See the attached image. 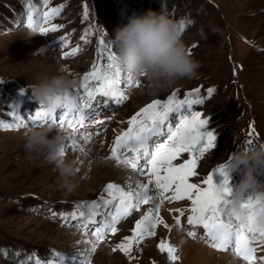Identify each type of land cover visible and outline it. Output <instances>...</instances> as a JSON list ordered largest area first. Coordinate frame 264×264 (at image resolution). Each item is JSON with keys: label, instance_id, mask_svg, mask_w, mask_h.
<instances>
[{"label": "rangeland", "instance_id": "rangeland-1", "mask_svg": "<svg viewBox=\"0 0 264 264\" xmlns=\"http://www.w3.org/2000/svg\"><path fill=\"white\" fill-rule=\"evenodd\" d=\"M148 1H138V4L143 5ZM175 1L178 6L176 14L180 17L178 23H185V30L182 31L184 42L188 48H192L193 56L202 65L200 76L192 81L181 82L160 95H150L144 88L138 89L132 93L131 100L122 110L130 113L150 99L165 96L172 90H178L179 98H183V93L201 88L205 102L194 106L193 110L202 112L204 118L209 120L207 130L216 134L217 142L216 147L201 160L199 175L192 181L200 182L215 167L229 161L233 153L246 148L250 125L256 129L253 145L264 143V0H187L196 15V20L190 22L188 20L193 16L188 18V7H182L187 6V3ZM28 3L40 13L46 11L43 0H0V81L3 82L0 83V120L5 123L15 122L9 113L13 106L17 108L19 96L34 99L31 97V84L38 76L55 74L59 65H63L68 73L74 74L79 80L87 72L75 57L63 58L65 49L61 37H69V33L75 34V30L82 27L92 28L94 20L101 14L108 19L106 24L115 36L116 29L124 26L119 20L134 15L128 10L126 0H49L47 8L59 7L61 4L65 6L61 15L53 21L63 28L55 33L41 35L26 26ZM166 3L173 4L170 0H155L153 7L140 9L136 14L143 15L149 10L165 14L167 11L174 12L171 6L165 8ZM84 5L89 6L87 20L83 18ZM207 7L210 16L199 18V14L206 16ZM91 8L94 9L93 13ZM70 45L75 47L78 43L70 39ZM95 47L89 48L88 55L95 52ZM210 87L217 91L212 97H207L206 90ZM22 90L25 91L23 95ZM35 104L38 105L37 102ZM23 115L26 116L25 112ZM26 123L30 124L29 118ZM29 129L33 127L0 130V264H22L23 257L28 255L26 251L32 249L37 250L43 260L50 258L51 250L69 255L67 257H76L77 260L82 248V253L90 258L86 251L88 244L84 246V243H77L82 241L83 238L79 236L84 234L52 218L49 209L57 213L71 212L77 203L87 204L97 200L107 183L93 184L90 178L91 154L84 149L83 153L78 151L76 161L80 167L78 186L71 193L58 189L57 172L52 164L33 163L26 159L23 137ZM52 131L64 135L62 128H52ZM94 142L98 147H93L91 152L100 155L103 153L98 150L100 141H92L93 146ZM80 143L77 140V145ZM72 153L71 148L66 147L69 159ZM117 166L112 176L114 180V173L124 169L123 165ZM229 178L231 186L239 183L238 174L230 175ZM222 180L223 177L214 176L217 185ZM38 205L43 206L38 212L30 210ZM173 219L168 224L174 226ZM136 220L133 217L123 222L118 227L117 238L115 236L114 239L100 242L91 264H169L166 254L160 253L157 247L162 239L171 243L168 237L170 232L163 226L157 228L158 236L147 238L136 249L135 261L130 262L119 251H112L123 237L131 235ZM182 223L186 225V217ZM199 234L200 230L197 231V237ZM18 248L22 250L12 252ZM83 258L81 255L79 261Z\"/></svg>", "mask_w": 264, "mask_h": 264}, {"label": "snow or ice", "instance_id": "snow-or-ice-1", "mask_svg": "<svg viewBox=\"0 0 264 264\" xmlns=\"http://www.w3.org/2000/svg\"><path fill=\"white\" fill-rule=\"evenodd\" d=\"M43 3L47 8L49 0H43ZM64 7L61 4L40 13L28 3L26 26L41 35L58 32L63 26L53 21L61 15ZM88 17L89 6L84 5L83 18L87 20ZM180 26L184 31L185 23L181 22ZM92 36L93 30L89 27L84 30L80 40L88 44ZM61 44L65 49L64 59L74 58L81 52L80 45L72 47L67 36L61 37ZM189 54L193 55L191 48ZM140 84L124 71L111 42L102 35L98 41L96 59L90 70L82 75L74 97H58L47 108L41 105L30 117V124L25 122L28 118L22 119L18 109L13 106L9 115L15 122L0 121V130L49 126L58 130L66 127L69 129L67 139L70 143L59 151L60 156H65L66 147L77 151V134L83 136L86 143L91 142L92 134L88 129L106 123L97 118L102 114L101 105L123 104L128 99L126 89L139 87ZM216 91L210 87L206 90V96L212 97ZM24 93L22 90L21 94ZM204 102L202 89L197 87L183 93V98L173 91L166 99L153 100L135 112L126 121L127 127L116 131L106 159L129 166L144 177V181H137L134 187L110 182L97 200L87 204L77 203L71 212L57 213L49 209L52 218L62 221L65 227L80 230L86 237H94V240L84 239L77 243L90 245L87 251L95 253L98 244L107 236L118 234L117 226L122 221L140 212L142 206L151 204L135 221L131 235L123 237L112 248L113 252L119 251L130 262L137 260L134 255L136 249L147 238L155 237L157 228L163 226L168 232H172L173 227L180 232L187 228L186 235L192 239H196L197 231L201 230L203 235L199 239L214 250L231 252L242 264H264V229L258 228L254 220L258 197L250 194L241 201L240 209L248 218V223L244 224L241 222V212L234 206L227 164L215 167L202 181L192 182L199 175L201 160L216 147L217 142L216 134L207 130L209 120L204 118L202 112L193 110L194 106ZM255 133V127L250 125L246 148L253 145ZM79 151L83 153L84 149L80 148ZM184 154L188 158L177 163ZM216 175L223 177L219 185L214 181ZM185 201L190 207L169 210L175 213L174 226L169 225L161 215L162 206L165 202ZM185 217L186 225L182 223ZM157 247L160 253L166 254L169 264H179L181 257L175 245L162 239ZM81 255L84 258L77 261L76 257H66L51 250L47 260L35 253L29 259L35 257L34 264H91L85 253Z\"/></svg>", "mask_w": 264, "mask_h": 264}, {"label": "clouds", "instance_id": "clouds-1", "mask_svg": "<svg viewBox=\"0 0 264 264\" xmlns=\"http://www.w3.org/2000/svg\"><path fill=\"white\" fill-rule=\"evenodd\" d=\"M111 43L124 71L140 81L150 95H160L181 82L200 76L201 62L189 54L181 26L167 15L149 10L130 18L118 27ZM81 81L59 65L55 74L38 76L31 84V94L41 106L51 107L58 97L75 96ZM52 126L29 129L24 134L26 159L33 163L52 164L57 172V187L66 193L78 186L80 167L66 155L60 156L65 136L59 131L50 135ZM227 174H238L239 183L232 186L234 206L241 212V222L248 218L240 209L241 201L250 194L258 197L254 220L264 229V143L250 145L232 154Z\"/></svg>", "mask_w": 264, "mask_h": 264}, {"label": "bare ground", "instance_id": "bare-ground-1", "mask_svg": "<svg viewBox=\"0 0 264 264\" xmlns=\"http://www.w3.org/2000/svg\"><path fill=\"white\" fill-rule=\"evenodd\" d=\"M54 134H56L54 131L50 133V135H54ZM93 144H95V142ZM96 146L98 147V144H95L93 146L91 142L86 143V141H82L80 144L77 145V151L71 154L72 157L71 159L77 161L78 151L80 148L85 149L86 152L88 151V153L91 154V158H92V164L90 166L92 172L90 178L92 179L93 184L101 185L102 182L104 183L114 180L112 176H113V172L117 169L118 164L103 159L102 155L96 154L95 151H93L92 153L91 151L93 147ZM104 154H107V152H105ZM114 177L116 180H120V181H125V180L132 181L136 179L135 173L131 170H128V168L126 167H124L123 171L118 170L117 172H115ZM164 205H165L164 209L167 212H170L169 211L170 209H174V206L168 204L167 202H165ZM151 206H152L151 204L146 205L145 207L142 206L140 214L142 213L143 209L145 210L146 207H151ZM187 230L188 229L185 228L184 232H180L176 230L174 227L172 232H170L168 235L171 243L179 249L178 254L181 257L180 262L182 264H229V263L242 264V261H240L237 258H234L231 252L224 253L221 251L214 250L213 248L207 246L202 240L199 239V237L203 235V232H201L202 234H200L199 237H197L196 239H192L186 235Z\"/></svg>", "mask_w": 264, "mask_h": 264}]
</instances>
